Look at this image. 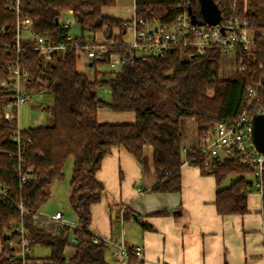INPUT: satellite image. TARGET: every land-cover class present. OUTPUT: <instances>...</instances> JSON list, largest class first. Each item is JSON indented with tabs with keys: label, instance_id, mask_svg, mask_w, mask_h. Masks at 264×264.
I'll return each mask as SVG.
<instances>
[{
	"label": "trees",
	"instance_id": "trees-1",
	"mask_svg": "<svg viewBox=\"0 0 264 264\" xmlns=\"http://www.w3.org/2000/svg\"><path fill=\"white\" fill-rule=\"evenodd\" d=\"M181 0H134L135 17L144 22L160 18L164 24L175 20ZM225 14H232V0H215ZM15 0H0V77L7 72L8 63L16 57L17 15L9 6ZM117 0H20L23 15L33 20L34 29L47 36L53 43L64 39L62 16L72 9L76 23L81 27L80 42L105 37L102 43L108 53L97 56L91 64L94 76L78 68L75 48H68L64 59L54 54L44 69L39 52L25 49L23 63L30 66L35 77L28 85L36 91L51 92L53 104L43 107L52 123L21 129L16 117L6 118L0 108V264H15L9 255L13 252L10 241L19 242L20 233L15 229L23 220L27 231V245L49 247L46 257L60 264H112L107 259L111 245L105 239L94 241L89 229L91 204L101 199L103 185L96 173L104 157L114 146H121L142 161L143 147H154V167L158 182L153 192H174L182 188L181 167L191 156L203 173H213L218 184L229 175L238 178L227 187L219 188L216 206L220 214H245L248 212L246 187L254 185L252 167L235 158L213 159L205 167L203 157L195 148L187 150L184 158L183 135L180 119L193 117L198 124L199 144L217 121H234L248 99V87L262 84L259 94L264 96V0H248L246 19L255 32L253 48L237 49L236 62L244 70L234 77L220 75L222 54L215 46L202 55L187 57L185 50L172 47L164 56L141 55L134 61L120 65L116 71H106L99 64L108 63V54L120 51L129 40V21L106 15L104 8L115 5ZM198 4L197 8L194 7ZM197 16L199 0H190ZM238 10L244 9V0H238ZM143 25H138L141 28ZM118 28L119 33H115ZM253 53L255 58L249 55ZM110 87L113 100L108 103L99 97V88ZM1 94V92H0ZM5 103V102H3ZM100 107L116 112L134 111V123H101ZM256 108L250 109L255 113ZM19 127V139L17 130ZM74 159L70 177L69 203L74 210L79 228L75 230L76 243L69 242L65 231H58L48 224L38 223L40 206L49 198L50 187L64 176L67 160ZM194 164V163H192ZM254 177V175H253ZM25 178V180H23ZM264 219V191L262 195ZM23 207L24 211H22ZM7 232L9 234L7 235ZM74 252L66 257V246ZM65 258L67 262L65 263ZM128 264H137L129 256Z\"/></svg>",
	"mask_w": 264,
	"mask_h": 264
},
{
	"label": "crops",
	"instance_id": "crops-1",
	"mask_svg": "<svg viewBox=\"0 0 264 264\" xmlns=\"http://www.w3.org/2000/svg\"><path fill=\"white\" fill-rule=\"evenodd\" d=\"M111 7L103 9L106 15L125 20L135 16V4L127 7L125 16L106 10ZM73 31L81 35L76 22ZM115 33H119L118 28ZM133 34L129 26L125 38L131 41ZM95 37L105 39L102 33ZM81 58L78 68L93 78L94 66H84L85 56ZM99 97L111 103L110 87L99 88ZM98 119L101 123H134L136 114L100 107ZM39 125L45 124L34 126ZM180 128L185 158L188 149L199 145L198 124L193 117H183ZM181 175L180 191H150L158 182L153 145H144L142 161L121 146L112 147L96 173L103 193L91 204L90 231L109 242L114 257L121 256L115 254L121 243L127 247L142 245L145 264H264L262 194L249 190L245 214H220L216 197L223 182L218 184L213 173H203L198 165L186 160ZM121 257L128 264L129 257Z\"/></svg>",
	"mask_w": 264,
	"mask_h": 264
},
{
	"label": "built area",
	"instance_id": "built-area-1",
	"mask_svg": "<svg viewBox=\"0 0 264 264\" xmlns=\"http://www.w3.org/2000/svg\"><path fill=\"white\" fill-rule=\"evenodd\" d=\"M238 0H232V14H225L222 10L221 20L217 24H210L196 15L193 21L192 13L189 12L190 0H181L178 3L179 11L175 20L170 24H164L160 18L144 22L135 16L128 20L129 25L134 29L133 38L127 46L120 51H112L108 54V62L115 65H123L134 61L141 55L164 56L172 47H180L185 50L187 57L202 55L207 50L218 46L222 56L236 53L237 49L250 51L255 41L254 29L246 19L248 1L244 0V9L239 11ZM15 10L17 15L16 29V57L7 65V72L0 77V99L5 102L6 108H13L15 111H5L6 118L17 117L16 111L23 104L27 103L33 94L37 93L35 88L28 85L31 79L41 81L35 77L30 66L23 63L25 49H33L39 52L41 64L47 69L48 64L54 54L60 59H64L68 48H75L81 62L85 56L84 66L91 64L97 56L108 53L106 44L97 38H89L87 42H80V35L73 31V10L66 11L62 16L64 39L53 43L46 35L37 32L33 27V20L28 15H23L20 8V0H15L9 6ZM72 16L73 18H71ZM143 25L138 28V25ZM264 41V29L261 32ZM262 84L248 87V99L238 117L232 122L217 121L209 130L207 136L202 139L196 149V153L203 157L202 164L210 167L213 159L235 158L252 167L254 175V185L246 187L263 195L264 191V154L257 151L250 139L251 118L254 114L264 113V96L259 94ZM256 108L255 113L250 109ZM19 139V127L17 130ZM186 162L197 163V157L191 156ZM25 180V178H23ZM0 192L6 190L0 186ZM22 211H24L21 206ZM34 220L38 223L48 224L58 231H65L69 236L70 243H76L75 230L80 226L65 222L64 213L56 211L50 216L34 215ZM15 229L20 233L19 242L10 241L13 252L9 255L10 260H15V264H60L53 259L36 258L32 256L31 249L27 245L26 229L21 220ZM102 237L94 234V241L99 242ZM3 245L0 243V252ZM115 254L124 257L134 256L137 264H145L146 258L142 245L127 247L123 243L118 246ZM67 257V256H66ZM65 263L67 259L65 258ZM164 264V263H157Z\"/></svg>",
	"mask_w": 264,
	"mask_h": 264
},
{
	"label": "rangeland",
	"instance_id": "rangeland-1",
	"mask_svg": "<svg viewBox=\"0 0 264 264\" xmlns=\"http://www.w3.org/2000/svg\"><path fill=\"white\" fill-rule=\"evenodd\" d=\"M248 1V0H247ZM134 0H117L116 4L111 8L106 9L113 14L123 15L127 14V7L132 6ZM198 4H195L194 7L197 8ZM73 18L72 16H70ZM74 19V18H73ZM74 24V23H73ZM236 53L222 56L220 75L222 78L234 77L239 71L244 70L243 65L237 64L236 62ZM250 56L255 58L253 53H249ZM80 66V65H79ZM100 69L106 70L109 72L116 71L120 68V65L115 64H99ZM82 67V66H80ZM84 68V67H83ZM83 70V69H82ZM53 104L52 94L49 90H44L32 95L31 99L20 106L17 111L18 125L21 129H25L38 124H50L52 123L51 115L43 109V107L50 106ZM0 108L5 111H15L13 108H6V104L0 99ZM5 116V115H4ZM215 124V123H214ZM213 124V125H214ZM74 159L70 157L64 167V176L56 179L53 186L49 189L50 196L49 198L40 206L38 214L41 216H50L56 211H62L65 214V222L72 225H79L77 216L72 209L69 203V194H70V177L72 174ZM238 175H229L222 184V187L230 186L236 179ZM249 180H253L254 177L252 174L247 175ZM251 204V203H250ZM9 232H7V235ZM74 252L73 246H66L65 255H72ZM31 254L34 257H46L50 254V249L47 246L42 244H36L31 247ZM107 259L112 264H125L124 259L119 257H114L111 251L107 253Z\"/></svg>",
	"mask_w": 264,
	"mask_h": 264
},
{
	"label": "water",
	"instance_id": "water-1",
	"mask_svg": "<svg viewBox=\"0 0 264 264\" xmlns=\"http://www.w3.org/2000/svg\"><path fill=\"white\" fill-rule=\"evenodd\" d=\"M199 2L203 19L210 24H217L222 17L219 3L215 0H199ZM188 10L195 21L196 15L192 12V8L189 7ZM250 139L257 151L264 154V113L254 114L251 118Z\"/></svg>",
	"mask_w": 264,
	"mask_h": 264
}]
</instances>
